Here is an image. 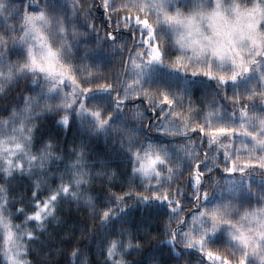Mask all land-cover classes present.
<instances>
[{"label": "snow or ice", "instance_id": "6c2138e0", "mask_svg": "<svg viewBox=\"0 0 264 264\" xmlns=\"http://www.w3.org/2000/svg\"><path fill=\"white\" fill-rule=\"evenodd\" d=\"M101 6L117 13L130 42L119 40L109 25L104 38L97 29L95 47L74 55L71 41L78 34L69 36V26L79 3L0 0V91L25 76L33 85L22 105L0 118V175L37 176L26 214L15 209L24 216L19 224L6 214L0 187V264H30L26 244L55 217L59 202H83L100 228L109 230L116 221L123 224L126 198L139 203L142 213L146 207L166 209L160 244L175 264L183 256L178 244L199 253L198 264H264V0H102ZM83 39L87 43L89 37ZM105 45L112 54L119 50L123 71L116 73V83L109 77L92 88ZM14 49L20 50L19 60L9 59ZM201 78L214 82L212 93H202L204 102L192 99L204 84ZM45 111L65 128L78 122L114 145L119 139L126 175L138 190L111 192L96 208L82 189L96 175L111 180L113 173H92L86 154L70 149L66 171L52 173L55 187L37 198L45 190L49 162L60 159L47 142L32 151L34 121ZM180 176L185 179L177 185ZM28 223L35 228L29 230ZM109 235L104 264H125L121 252L140 247L122 240L120 228ZM71 255L78 253L73 249Z\"/></svg>", "mask_w": 264, "mask_h": 264}, {"label": "trees", "instance_id": "16d2710c", "mask_svg": "<svg viewBox=\"0 0 264 264\" xmlns=\"http://www.w3.org/2000/svg\"><path fill=\"white\" fill-rule=\"evenodd\" d=\"M54 2L69 7L73 3H79V8L72 10L73 16L69 26V36L73 30L78 34L76 39L71 41L74 55H78L85 48L95 47L97 29H99V37L104 38L106 35L104 29L108 28L109 25L114 35L119 31V40L127 38L130 42V35L125 33L122 25L118 26L117 24V13L111 10L105 13L101 6L102 0H54ZM122 2L123 0H110V3L113 4ZM238 2L245 3V0H238ZM88 5L91 7L89 8ZM124 15L127 18L126 11ZM88 24L95 25V27L89 30ZM85 35L89 37L87 43L83 39ZM19 51V49L12 50L9 59L19 60ZM127 52L128 49L125 47V55ZM98 59L102 63L94 69V72L99 76V79L93 81L92 88H95L97 83H107L109 77L113 83H116V73L123 71V60L119 50L112 54L108 46L105 45L99 49ZM76 63L78 64L79 61L77 60ZM32 87L30 77L27 76L13 82L10 86L6 85L5 90L0 91V118L6 117L13 107L19 108L23 103L24 95L32 94ZM213 88L214 82L210 83L204 79L203 85L196 86L192 99L204 102L202 93L205 91L212 93ZM249 102L251 103V101ZM135 103L138 108L141 106V100L137 99ZM130 110V107L127 108L126 113ZM148 115L150 114L146 113V119ZM57 120L58 117L55 113L45 111L40 113L34 121V147L32 151H37L42 143L47 142L52 146L53 155L60 157L59 160L54 159L49 162L50 166L47 168V173L50 175L47 176L45 190L40 192L37 198L46 194L47 187H55L56 176L52 173H58L61 170L66 171L64 165L73 155L70 149H79L86 154L87 162L94 165L91 168L92 173L104 172L106 169L113 173L111 180L107 176L96 175L87 187L82 189L92 198L96 208L103 206L111 192H123L128 187H132L133 192L138 190L126 175L128 163L125 155L117 147L119 139L114 145L111 138L92 135L86 129H82L78 122H70L69 126L65 128L58 124ZM148 135L157 136L158 134L149 131ZM174 142L179 143L180 141ZM219 158L222 160V155ZM220 175L223 176L224 174L220 173ZM184 179V176H180L175 183L179 185L183 183ZM135 183L138 184V181ZM0 187L5 189V197L13 221L20 223L23 215L17 213L15 209L18 206L24 208L26 214L30 205L31 178L19 173H15L7 179L0 175ZM257 198H259V192H257ZM183 202L186 205L185 210L191 208L190 202L187 200ZM125 203L128 207L123 224L121 225L120 221H116L112 224L111 229L104 230L99 226L98 217L95 216L94 212H90L88 206L83 202L79 204L70 200L59 202L55 217L48 220L35 233L36 239L34 241L26 244V259L30 261V264H104L105 241L111 238L109 235L111 230L120 228L122 240H126L130 246H134L137 242L140 244L139 248L129 247L128 250L121 252L120 258L125 264H175V259L171 258L166 247L160 244V241L165 238L166 209L146 207L142 213L141 206L134 200L126 198ZM210 247L215 249L218 245H211ZM73 249L77 251L78 255H71ZM177 250L183 252L180 264H188V262L198 264L197 257L200 254L195 250H185L179 244Z\"/></svg>", "mask_w": 264, "mask_h": 264}, {"label": "rangeland", "instance_id": "374dc122", "mask_svg": "<svg viewBox=\"0 0 264 264\" xmlns=\"http://www.w3.org/2000/svg\"><path fill=\"white\" fill-rule=\"evenodd\" d=\"M19 174H24V175L30 177L32 182H33L34 180L37 179V176H36L35 174H27V173H19ZM6 214H9L12 224H19V223H17V222L15 223V222L13 221V219H12V214H11V212H10V210H9V206H8V205H7V208H6ZM50 219H52V218H49L48 220H50ZM20 220H21V222H23V220H24V216H23V218H21ZM21 222H20V223H21ZM26 227H27L29 230H32V229L35 228V224H34V223H28V224L26 225Z\"/></svg>", "mask_w": 264, "mask_h": 264}]
</instances>
